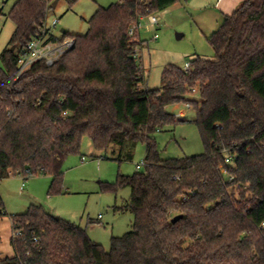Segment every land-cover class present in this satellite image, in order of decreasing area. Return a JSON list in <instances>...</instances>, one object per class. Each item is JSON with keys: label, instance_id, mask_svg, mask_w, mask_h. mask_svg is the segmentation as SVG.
<instances>
[{"label": "trees", "instance_id": "trees-1", "mask_svg": "<svg viewBox=\"0 0 264 264\" xmlns=\"http://www.w3.org/2000/svg\"><path fill=\"white\" fill-rule=\"evenodd\" d=\"M56 1L18 0L8 14L16 29L1 55L0 182L51 176L49 195L62 193L63 165L85 139L119 164L132 162L141 143L144 168L104 187L131 190L120 211L134 223L107 251L85 229L31 205L11 216L14 256L0 254V264H264V0H247L207 38L214 59L196 56L188 72L168 65L156 89L141 67L144 42L129 30L182 0L100 8L58 63L19 76L20 56L44 36ZM194 92L199 100L189 98ZM178 104L195 110L205 152L162 160L156 135L183 122L168 111ZM7 215L0 194V219Z\"/></svg>", "mask_w": 264, "mask_h": 264}, {"label": "rangeland", "instance_id": "rangeland-1", "mask_svg": "<svg viewBox=\"0 0 264 264\" xmlns=\"http://www.w3.org/2000/svg\"><path fill=\"white\" fill-rule=\"evenodd\" d=\"M17 1L0 0V66L1 55L9 47L16 29L8 14ZM120 1L79 0L70 7L66 0H59L57 6L49 12L47 25L51 28L53 22L59 20L58 26L52 29L57 38L62 37L63 30L70 37L84 36L89 31V21L100 8H109ZM197 1L199 0H182L172 8L155 14L159 25H152L148 18L144 19L143 27L139 31L140 40L144 42L140 56L148 88L161 87L162 72L168 65L184 68L186 63H190L198 55L214 59V50L208 43L204 32L206 30H203L209 15L206 13V16L202 17L203 20L197 16ZM209 1L210 6H207L206 10L213 14V10L222 0ZM177 35L183 37L179 40ZM189 98L199 100L200 94L194 92ZM168 111L177 117L180 112H184L186 118L185 122L167 127L156 135L160 158L168 160L202 155L205 148L198 128L192 123L196 118L195 110L188 108L187 104H178L170 106ZM145 151V145L140 143L134 160L119 164L116 161L101 159V155L94 151L90 141L85 139L81 154L70 156L63 165L62 193L53 195H49L51 176L16 175L1 181L0 194L8 213L0 219L2 257L14 256L11 244V216L26 213L31 205L42 206L52 216L80 226L92 240L109 251L113 237H122L132 231L134 216L131 212L120 211L130 199L129 188L114 193L104 190V187L114 184L119 175L132 176L138 172L137 165L144 161Z\"/></svg>", "mask_w": 264, "mask_h": 264}, {"label": "built area", "instance_id": "built-area-1", "mask_svg": "<svg viewBox=\"0 0 264 264\" xmlns=\"http://www.w3.org/2000/svg\"><path fill=\"white\" fill-rule=\"evenodd\" d=\"M121 1L126 2L128 0ZM143 1L148 2L149 0ZM148 20L152 25H159V19L154 14H151L148 17ZM143 21L144 19L140 18L139 21L130 28V37L134 38L139 35V31L143 27ZM58 24L59 20L54 21L51 28H49V26L46 24L43 31L44 36H37L28 43L25 49V53L22 54L19 59V76L31 69V67L36 63L44 62L49 67L55 65L74 48L75 40L71 37L51 39V36H54L52 33V29L56 28ZM141 67L144 68L143 66ZM190 67V63H186L183 69L185 72H188L190 70ZM188 108H190L189 105ZM178 117L180 120H182L184 118V115L180 114L178 115ZM85 160L86 159L83 158V161ZM144 166L145 163H142L138 165L137 168L138 170H141ZM18 234L19 233L17 232L13 233V237H17Z\"/></svg>", "mask_w": 264, "mask_h": 264}, {"label": "crops", "instance_id": "crops-1", "mask_svg": "<svg viewBox=\"0 0 264 264\" xmlns=\"http://www.w3.org/2000/svg\"><path fill=\"white\" fill-rule=\"evenodd\" d=\"M246 1L247 0H222L221 3L218 4V7L213 10L214 11L213 14L211 13L210 10H206V7L210 6L209 2H211V1H209V0L197 1V4H198V7H196L197 16H199V18H201V20H203L202 17L204 18V16H206V13H208L207 15H209V17L207 19L208 22H207V24H205V27L203 29V30H206L204 32H206L205 34L207 35V38L210 37L214 32H216L219 29V27L224 22V19L226 16L232 15ZM138 38L140 39V34L138 35ZM180 114H184V112H180L179 115ZM185 118H186V116H184V118L181 121H184ZM142 163H144V161ZM137 170H138V168H137ZM101 219H102V216L99 217V220H101ZM94 242H96V241H94Z\"/></svg>", "mask_w": 264, "mask_h": 264}, {"label": "water", "instance_id": "water-1", "mask_svg": "<svg viewBox=\"0 0 264 264\" xmlns=\"http://www.w3.org/2000/svg\"><path fill=\"white\" fill-rule=\"evenodd\" d=\"M57 4H58V1L54 2L53 7H56ZM62 33L65 35L67 32H66L65 30H63ZM177 38L180 40V39L182 38V35H177ZM57 219H59V218H57ZM180 219H181V216H180V217H176V218L173 220V223L178 222Z\"/></svg>", "mask_w": 264, "mask_h": 264}]
</instances>
